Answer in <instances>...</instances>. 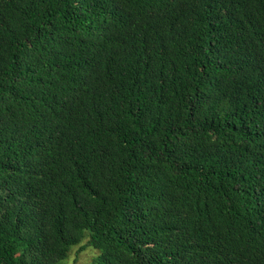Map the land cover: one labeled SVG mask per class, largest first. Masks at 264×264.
Instances as JSON below:
<instances>
[{"label":"trees","instance_id":"obj_1","mask_svg":"<svg viewBox=\"0 0 264 264\" xmlns=\"http://www.w3.org/2000/svg\"><path fill=\"white\" fill-rule=\"evenodd\" d=\"M264 264V0H0V264Z\"/></svg>","mask_w":264,"mask_h":264},{"label":"rangeland","instance_id":"obj_2","mask_svg":"<svg viewBox=\"0 0 264 264\" xmlns=\"http://www.w3.org/2000/svg\"><path fill=\"white\" fill-rule=\"evenodd\" d=\"M87 238L72 246L66 258L53 264H92L99 251L91 246H85Z\"/></svg>","mask_w":264,"mask_h":264}]
</instances>
